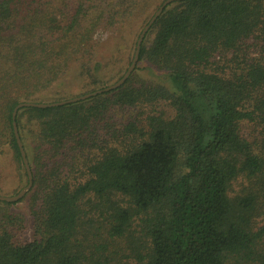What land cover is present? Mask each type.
<instances>
[{
	"label": "trees",
	"instance_id": "16d2710c",
	"mask_svg": "<svg viewBox=\"0 0 264 264\" xmlns=\"http://www.w3.org/2000/svg\"><path fill=\"white\" fill-rule=\"evenodd\" d=\"M150 1L0 0V163L22 184L15 106L67 99L79 79L97 85L79 95L104 88L97 31ZM137 66L116 89L18 111L33 231L0 201V264H264V133L243 132L264 130V0L170 3ZM160 102L173 113L147 111Z\"/></svg>",
	"mask_w": 264,
	"mask_h": 264
},
{
	"label": "rangeland",
	"instance_id": "374dc122",
	"mask_svg": "<svg viewBox=\"0 0 264 264\" xmlns=\"http://www.w3.org/2000/svg\"><path fill=\"white\" fill-rule=\"evenodd\" d=\"M159 0H151L147 7H145V14L141 15L138 18H134L133 21H126L121 27L123 30L120 31V28L117 31H111V28L103 27L99 29L94 37L95 39V50L97 52V59L101 62L102 67L99 69V77L101 82L99 85H111L116 82L119 77H121L125 72L133 59L135 42L138 37L136 33H128L129 29L133 26L136 29H140V26L143 24L147 14L151 13ZM145 26V25H144ZM108 28V29H107ZM127 31V32H126ZM137 71L141 75L148 77L153 80H161V82L168 84V79L163 72L150 69L149 66H146L144 63H139L137 66ZM93 81L90 79H80L74 81L73 84H70V89L67 91V97H74L76 94L89 91L94 85ZM98 85V86H99ZM68 89V88H67ZM77 95V96H78ZM169 103L160 102L153 107L147 108V111H155L157 113H162L166 115H171L173 113ZM134 112H137L135 110ZM128 113V112H127ZM243 132L248 137L254 138L255 136H261L264 133V130L260 126H256L252 123H246L243 127ZM9 161L0 163V195L11 196L17 194L25 185L22 184L18 178L16 172L12 169ZM243 180V179H242ZM242 180L234 182L233 188L239 190L242 185ZM246 182L245 180H243ZM247 183V182H246ZM5 205L0 203V212H3ZM10 210L12 212L20 213L25 217L28 228L26 229L27 237L32 236L33 231V218L34 215L31 211L29 203L27 201H18L11 206ZM259 224L264 223V216L260 217L258 220Z\"/></svg>",
	"mask_w": 264,
	"mask_h": 264
},
{
	"label": "water",
	"instance_id": "95a60500",
	"mask_svg": "<svg viewBox=\"0 0 264 264\" xmlns=\"http://www.w3.org/2000/svg\"><path fill=\"white\" fill-rule=\"evenodd\" d=\"M175 1H181V0H164L163 3L155 10L154 14L151 16V18L149 19L148 23L145 24V26L143 27V29L141 30V32L139 34V37H138L137 43H136V47H135V51H134V56H133V59H132V62L130 64V66L127 68L126 72L116 82H114L113 84L105 86L104 88L97 89V90L92 91V92H88V93H85V94H82V95L74 96V97H71V98H67V99H63V100H59V101H55V102L25 101V102H20L19 104H17L15 106V108L13 110V113H12L14 133H15V136H16V140H17L18 146L20 148V152H21V156H22V159H23L24 167H25V170H26L27 175H28V182L15 195H11V196L0 195V201H7V202L18 201L23 196L26 195V193L31 189V187L33 185L32 170H31V167H30V164H29V160L27 158L26 151L24 149L23 143L21 141V137H20V134H19V131H18L17 122H16L18 111L21 108H24V107L48 108V107L62 106V105L70 104V103H75V102L82 101V100H85L87 98H90L92 96H95L97 94H101L103 92H107V91H110L112 89H116L119 86H121L122 84H124L125 81L129 78V76L132 74V72L135 70V68L137 66L141 45H142V42L144 40V37H145L146 33L151 28V26L154 24V22L157 20V18L163 13L164 9L170 3L175 2Z\"/></svg>",
	"mask_w": 264,
	"mask_h": 264
}]
</instances>
